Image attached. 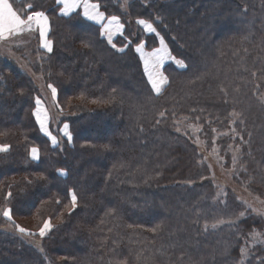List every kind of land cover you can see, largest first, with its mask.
<instances>
[{"label":"trees","instance_id":"trees-1","mask_svg":"<svg viewBox=\"0 0 264 264\" xmlns=\"http://www.w3.org/2000/svg\"><path fill=\"white\" fill-rule=\"evenodd\" d=\"M95 1L124 25L116 46L56 0H10L24 18L49 17L53 51L41 49L35 74L57 86L73 142L41 133L39 85L0 55V144L10 146L0 152V264H264V243L241 252L263 217L232 191L218 200L212 164L180 124L200 126L206 154L218 148L225 167H242L236 178L264 201V0ZM140 18L187 64L171 66L160 94L136 51L159 41Z\"/></svg>","mask_w":264,"mask_h":264},{"label":"snow or ice","instance_id":"snow-or-ice-1","mask_svg":"<svg viewBox=\"0 0 264 264\" xmlns=\"http://www.w3.org/2000/svg\"><path fill=\"white\" fill-rule=\"evenodd\" d=\"M58 5H62L60 8V13L64 16H68L70 13H73L78 8H83V17L87 18L90 21H94L96 24L100 25V34L107 36L109 41H111L113 29L116 32H121L124 28V25L120 22L118 16H105V13L99 11L100 5L97 3H90L89 0H56ZM33 5L29 4L28 8H32ZM107 20V23H103ZM137 23L143 27V30L149 33H157V29L152 22L146 19H138ZM38 30L40 47L46 49L47 52H52V41L47 39V34L50 30L49 17L44 11H31L26 14V18L22 16L13 6V3L10 0H0V40L7 39L10 36L17 35L18 33H23L25 31L35 32ZM158 34V33H157ZM136 51L141 54L140 58L143 61L144 72L147 75L148 81L151 84L152 89L160 94L162 87L168 83V77L164 75L161 71V67L166 59L174 60L180 67L186 68L187 65L183 60H178L175 57H172L168 53L166 45H164L163 38L161 37V47L154 48L151 52L143 51V43L137 45ZM51 88L52 96L55 99L57 95V89L51 84L48 85ZM42 101L39 97L36 98V109L34 115L38 123L40 124L41 130L45 132L47 136L50 137L53 145L58 143L56 136L52 135L48 131V113L47 110L41 108ZM161 116H164V113H160ZM68 125L63 126V134L68 138L69 141L72 139L71 133L68 131ZM10 146L7 144H0V152L9 151ZM31 157L34 160L39 159V150L35 147L31 149ZM235 157H233V163H235ZM63 174V170H61ZM11 196V193L8 194ZM71 205L72 209H75L77 206V196L73 192L71 194ZM12 210L10 208H5L3 211V216L8 220H12L11 215ZM241 216L244 213H240ZM19 233L23 235H35L29 229H26L18 224L15 225ZM52 227L50 220H45L43 226L39 229V235L41 237L45 236L46 232ZM215 227V225H213ZM254 240L257 242H264L260 240L261 234L253 231L251 233ZM242 253L247 254L246 249H241Z\"/></svg>","mask_w":264,"mask_h":264},{"label":"rangeland","instance_id":"rangeland-1","mask_svg":"<svg viewBox=\"0 0 264 264\" xmlns=\"http://www.w3.org/2000/svg\"><path fill=\"white\" fill-rule=\"evenodd\" d=\"M116 1H118V2L121 1L123 4V8L127 9L126 6L128 5V2H130L131 0H116ZM241 20H242V18H241ZM218 25L224 31H227V28L225 27L223 20L219 21ZM101 36H103V35H101ZM102 38L104 39V41H106V43H110V44L116 46L115 45L116 38H114L113 35H112L111 41H109V39L107 37L103 36ZM163 40H164V38H163ZM53 45L54 44L52 43V47H53ZM41 49H43V48L40 47V39H39V36L37 34V31H35V32L25 31L23 33H18L17 35H14V36H10L7 40L0 41V55L9 59V61L12 60L13 62L17 63L23 70H25L27 72V74L29 76L33 77V79L39 85L37 89H38L39 96H40L39 99L42 101L41 108L47 110V113H48V123H47L48 131H50L52 133V135L56 136V134L53 132V129L55 131H59V129H61V132L63 134V131H62L63 126L65 124H67L69 126L70 124L68 122L65 123V121L62 122V120H66V118H68L70 115L68 113L64 112L63 108L60 105L61 104V98L59 96V91H58L57 86L55 84H53L52 82H50L44 76H40V75L35 74L36 64L37 63L41 64L40 59L45 57V54L42 53ZM43 50H46V49H43ZM169 50H170V48H169ZM170 52H171V50H170ZM172 56L175 57L173 54H172ZM176 59H178V58H176ZM179 60H181V59H179ZM173 64H175V63H173ZM171 66H173L175 68L178 67L176 64L175 65L169 64V66L167 67V69L170 68L168 75H166L167 73H165L166 67L163 69L164 75H166L167 77L169 76L168 77V83H169L171 74H175V71L171 70ZM178 68H179V70H185L186 69V68H180V67H178ZM49 84H51L53 87H55L57 89V95H56L55 99L52 96L51 88L48 87ZM167 84L165 85V87L167 86ZM165 87H164V89H165ZM59 110L63 111V113L60 112ZM234 117H235V119L237 118V116H235V115H234ZM187 122H186V120H184V122L183 121L180 122V124H182L181 125V131L184 132L185 134H190V136L194 139L195 143L198 144L199 147H201L199 149H200L201 153L207 157V160L210 163V166L212 164L211 167H212L213 175L211 176V179H212V183L217 187V189H219L218 200L221 201L223 204L226 203L227 202V199H226L227 194L229 191H232V192L236 193L238 195V197L240 198V200L243 201L249 207L251 212L253 211L257 216H261L264 219V201L259 200L254 195H252L246 189V185L241 183L240 181H238V179L236 178V174L240 172L242 167H240V166H238V167L232 166L231 168L225 167V164H224L225 161L220 156L218 148H216L213 152L206 154L205 141L201 140L199 138V134L201 132V127L197 126L193 123H187ZM38 125L40 127L39 123H38ZM40 131L46 137H48V139L51 142L50 137L47 136L45 134V132L41 130V127H40ZM68 131L72 135L71 141H69L68 138L64 134H63V137L65 140H67V143L72 144L73 134L70 131V127H68ZM56 138L58 140V143L55 144L54 146H57L60 144V139L57 136H56ZM51 144H52V142H51ZM35 148H37L39 150L38 147H35ZM39 159H40V150H39ZM38 160H35V161H38ZM244 215H245V213H244ZM255 218L257 219L256 216H255ZM23 220L26 222L25 219H23ZM262 221L264 222V220H262ZM27 222L29 225H31L33 220H28ZM221 225H224V222H221L218 224V226H221ZM263 230H264V228H263ZM37 232L39 234V231H37ZM255 232H258V231L256 230ZM258 233L261 234L260 240H264V232H258ZM247 236H249L250 239L247 242L248 247L245 246V248H244L247 250V254H245L246 257L249 255V247H253L256 244L264 243V242H257L256 240L253 239L252 235H247ZM31 242L41 245L40 242L35 241L34 239H32Z\"/></svg>","mask_w":264,"mask_h":264},{"label":"crops","instance_id":"crops-1","mask_svg":"<svg viewBox=\"0 0 264 264\" xmlns=\"http://www.w3.org/2000/svg\"><path fill=\"white\" fill-rule=\"evenodd\" d=\"M89 2L90 3H97V4H99L97 1H95V0H89ZM100 5V4H99ZM61 7H62V5H60ZM99 11H102V12H104L102 9H101V6H100V8H99ZM105 13V12H104ZM75 14H79V15H81L82 16V18H84L86 21H88V22H90V23H92V24H95V25H97V26H99V27H101L100 25H98V24H96L94 21H90V20H88L87 18H85V17H83V8L81 7V8H78V9H76L73 13H70L68 16H72V15H75ZM64 16V15H63ZM105 16L106 17H108L107 15H106V13H105ZM67 17V16H66ZM120 22H121V20H120ZM103 23H107V20H105ZM122 23V22H121ZM49 24H50V20H49ZM113 36H114V38H117L118 36H122L123 35V33H124V28H123V30L121 31V32H116L115 31V29H113ZM147 34H153V35H155L157 38H158V41H159V45H158V47L157 48H159V47H161V36L159 35V34H157V33H149V32H146ZM37 34H38V36H39V33H38V30H37ZM49 34H50V30H49V32H48V34H47V39H49ZM104 37H107V36H105V35H103ZM9 38V37H8ZM7 38V39H8ZM7 39H4V40H7ZM50 40V39H49ZM0 41H2V40H0ZM164 41V40H163ZM143 43V51L144 52H151V51H148L147 50V48H146V43L145 42H142ZM141 44V43H140ZM139 44V45H140ZM164 45H166V48H167V51H168V53H170V55L172 56V53L170 52V50H169V47H168V45L166 44V42L164 41ZM137 47V46H136ZM138 54L141 56V54L138 52ZM173 57V56H172ZM176 58V57H175ZM179 60V59H178ZM175 63L178 67H180L174 60H172V59H166L165 61H164V63H163V65H162V67H161V71L163 72V69L167 66V65H169V64H172V65H175V64H173V63ZM177 67V68H178ZM180 68H183V67H180ZM179 69V68H178ZM164 73V72H163ZM166 85V84H165ZM165 85L162 87V90L164 89V87H165ZM161 90V91H162Z\"/></svg>","mask_w":264,"mask_h":264}]
</instances>
